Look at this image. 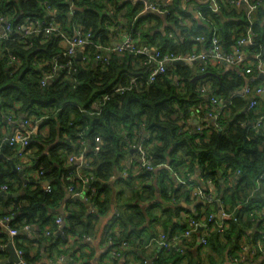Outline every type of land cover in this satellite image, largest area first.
<instances>
[{
  "label": "trees",
  "instance_id": "obj_1",
  "mask_svg": "<svg viewBox=\"0 0 264 264\" xmlns=\"http://www.w3.org/2000/svg\"><path fill=\"white\" fill-rule=\"evenodd\" d=\"M148 1L169 12L166 18L181 32L180 39L155 33L152 18L160 25L159 15L145 14L143 2L136 3L135 0H2L0 14L10 18L15 26L27 17L40 18L45 22L54 18L59 23L60 33L71 35L74 27L80 26L84 32L93 34L95 43L104 46H114L117 42L116 28L120 27L146 45L173 54L192 53L195 47L207 49L213 33L218 34L224 49L229 51L246 34V8L242 5L236 7L233 2L237 0H219L218 12L209 4L202 8L198 5L201 0ZM165 2L167 6L163 7ZM191 6H199L202 27L195 26L198 22L195 13L190 11ZM73 8L74 14L71 15ZM123 11L122 17L126 21L120 16ZM187 20L192 27L186 25ZM251 27L255 33L254 45L247 46L246 50L253 58L257 54L264 58V0H261ZM174 28L170 30L174 32ZM60 33L46 36L39 32L24 42L15 36L0 48V119L3 120L5 114H8L6 117L12 115L15 120L46 117L26 150V153L32 151L36 157L33 164L39 173V183L30 180L24 184L16 170L17 163L14 167L7 157L8 148L14 153H17L16 149L8 145L0 147L3 156L0 158V188L7 186L10 193H23L16 199L0 196V202L14 205L11 212L16 220L13 218L10 226L21 234L25 226L39 225L43 234L37 242L47 249L63 245L68 236L88 237L97 219L107 215L111 209V177L116 169H124L120 166L122 161L134 156L127 139L132 141L136 130L144 131L151 138L147 149L154 167L168 164L184 176L198 173L203 183H218L222 179L228 186L231 182L222 190L224 196H218L221 203L204 206V215L200 216L217 213L220 206L235 216L236 220L227 221L225 230L215 229L208 236L209 250L218 254L222 249H228L229 260L235 264L234 259L239 257L244 247L242 238L254 225H264L261 215L264 187L257 189V181L264 174V105L247 110L248 101L239 92L248 84V76L224 71L220 65L208 66L202 72L200 64L193 68L188 64H172L166 75L153 86L143 85L124 95H116L112 93L116 86L127 83L132 77L147 75L146 57L111 54L107 55L109 65L103 67L94 60L96 48L88 47L85 60L74 61L76 72L72 73V79L62 71L43 87L42 79L51 71L54 59L64 51ZM200 37L206 39L205 43L196 41ZM59 59L60 62L65 60ZM196 72L210 74L205 78L210 84L209 89L204 87L203 80H194ZM260 83L262 81L259 80L250 85ZM203 88H206V94L201 93ZM105 95H110V100L100 110H91L92 102ZM212 98L231 103L219 120L221 129L210 126L198 133L187 127L186 123L194 116V107L208 106ZM210 110L211 106L203 114L210 113ZM260 121L261 126L256 128ZM126 131H129L128 135H125ZM97 137L102 140V145L101 150L95 153ZM81 138L86 140V156L91 161L84 174L93 177L91 186L96 188V194L89 201L97 213L87 214V204L80 199H71L69 203H75L79 212L69 210L68 216L64 215L65 238L56 240L57 215L52 210L65 201L68 188L76 186V182L69 180L74 167H68L66 162L70 155L78 152ZM162 173L158 189L161 197L172 204L164 222L166 227L181 211L179 199L190 195L175 183L169 170ZM153 177L154 172L143 170L137 178L122 181L132 190V197L125 199L123 209L114 218L125 237L121 233L108 236L118 245L124 241L130 244V248L138 246L139 241L140 246L144 245L142 237L147 215L141 204L154 200L156 196V188L150 186ZM43 181L51 182L52 193L45 191ZM123 193L125 195L126 191ZM142 193L145 195H140ZM6 218H11V214H6ZM186 228V224L182 225L179 234H183ZM47 231L51 232L50 236L46 235ZM202 234L199 231L195 235ZM175 236H179L175 231L167 234L170 239ZM23 239L21 235L15 238L16 247L24 252V262L33 264L29 257L30 249L21 243ZM187 240L182 237L178 247L159 250L152 264H184L189 247ZM9 241V234L0 228V245ZM240 264H245V260Z\"/></svg>",
  "mask_w": 264,
  "mask_h": 264
},
{
  "label": "built area",
  "instance_id": "obj_2",
  "mask_svg": "<svg viewBox=\"0 0 264 264\" xmlns=\"http://www.w3.org/2000/svg\"><path fill=\"white\" fill-rule=\"evenodd\" d=\"M2 1V0H0ZM137 2H143L144 12H151L158 15H168V11H164L163 8L157 3H151L148 0H135ZM261 0L253 2L251 0H237L233 4L238 6H244L246 8V19L248 26L246 28V34L244 37L238 40V42L231 47L229 51L225 50L223 44L217 33H213L210 38V46L207 49L202 51H193L188 54H173L162 52L158 47H150L144 42H141L138 37L132 33L124 32L117 27V42L114 46H104L102 44L95 43L93 40V34L90 32H84L80 26H75L73 33L67 35L65 33H60L59 23L54 19H50L49 22H45L40 18H25L24 21L19 25H14L12 20L4 15L0 14V48L1 45L13 39L15 36H19L21 41L31 38L34 34L43 32L44 35H53L54 33H60L61 43L64 45V51L54 60V65L50 72H48L41 81V85L44 87L52 82L55 77L62 71H65L68 74V78L72 79V73L76 72L75 60L78 56L81 49H86L88 47H95L96 53L94 60L96 63L102 65L103 67L109 65L110 59L107 55H124L130 54L134 57L145 56L146 62L145 66L148 68L147 75L132 77L130 80L125 83L116 86L113 88L112 93L116 95H124L127 92L138 89L140 86H153L159 79L166 75L169 65H172L177 61H184L189 64H200L201 71L204 72L208 66L213 65H227V67L233 68L235 72L249 77V82L242 88L240 95L243 99L247 100V110H252L257 108L260 105L261 99L264 100V80L260 77L264 76V58L261 54H257L254 58L250 55V52L246 50L247 46L254 45L255 33L251 27L252 22L254 21L255 13L257 12L260 6ZM167 3L163 5L166 7ZM215 12L220 10L219 0H210V6ZM74 14V8L72 9L71 15ZM187 22V21H186ZM137 36V34H136ZM199 43H205L206 39L200 37L196 39ZM14 60V57H11ZM59 58H64V62H60ZM85 60V57H83ZM256 73V74H255ZM255 74V75H254ZM262 81L259 85L251 86L250 84L255 81ZM201 93L206 94V88L201 89ZM110 100V95H105L103 98H99L92 102L90 107L91 110H100L107 101ZM211 110L210 113L206 114L209 118V122H202V125L197 127L196 131L202 133L210 126H214L215 129H221L220 118L224 111L228 110L231 107L229 101H225L220 98H212ZM81 112H84L80 108ZM46 117L39 119H29L22 118L20 121L14 119L12 115L8 117L5 116V120L9 123L18 124V131L13 133L5 142L9 147L16 149L17 156L22 157L26 154V150L31 144L32 137L35 136L39 130L42 122ZM262 121H260L256 128L261 126ZM128 136L126 137V139ZM98 143L95 147V153H98L101 150L102 140L97 137L95 139ZM129 147L133 151V157L126 161L124 169L120 171V177L124 180L130 179L132 176H138L140 171L155 172L158 169L169 170L173 174V178L176 180L177 184L185 188L190 197L193 199H198L202 201L205 207H212L215 203H221V200L217 195L206 191L200 182L195 181L190 175L184 176L183 173L175 172L170 165L164 164L160 167H154L149 152L148 144L151 142V138L144 131H139L137 135L130 141L127 139ZM79 149L76 154H72L67 158V166L74 167V171L69 173V180L76 182V186H70L68 188V193H70L72 199L84 198L85 201H89L95 194L96 188L91 186L93 177L87 176L84 174V169L89 168L90 160L86 156L87 146L86 140L81 138L78 141ZM1 156V152H0ZM18 170H22V165L17 166ZM115 179V177H113ZM93 184V183H92ZM83 187V188H82ZM264 187V174L260 176L257 181V189L260 190ZM80 188H82L80 190ZM45 191L47 193H52V184L51 182H46ZM1 192H8V187L3 186L0 188ZM68 211L67 205L64 204L62 207V215H58L55 224L58 228H61L64 224V215ZM218 213H211L210 215H205L201 218L189 217L186 225L187 228L185 232L179 236H175L172 239L166 236V234L161 233L158 237L154 239L155 243L159 246L160 250H170L172 247H178L180 240L183 238L190 239L195 234L199 233L202 236H199L200 245L202 248H208V236L213 230L223 231L228 227L227 221L234 218L233 214H230L223 206L219 207ZM91 213H97V209L93 208ZM262 220L264 223V210L261 213ZM4 221L7 223V231L10 235L9 243H12L16 250L17 255L19 256L21 262H24V252L16 247L15 238L20 235L18 229L12 228L11 218H6ZM211 224V225H210ZM31 227L25 226L23 231L30 232ZM47 236L51 235V232L47 231ZM119 236V234H116ZM90 240V238H87ZM8 243V244H9ZM3 245V249L8 245ZM109 244V258L111 259H120L124 254L130 250V244L126 241L122 242L120 245L116 243L112 238L108 237ZM178 249V248H177ZM250 246L244 245L242 252L240 253L237 259H234L235 264H240L244 262L246 257L244 256L245 252L250 250ZM255 250L253 253H256L257 250L261 251L264 255V236L258 241L255 245ZM251 251V250H250ZM249 252V251H248ZM258 252V251H257ZM156 259V258H155ZM153 263V262H152ZM151 263V264H152ZM145 264H149L148 261H145Z\"/></svg>",
  "mask_w": 264,
  "mask_h": 264
},
{
  "label": "crops",
  "instance_id": "obj_3",
  "mask_svg": "<svg viewBox=\"0 0 264 264\" xmlns=\"http://www.w3.org/2000/svg\"><path fill=\"white\" fill-rule=\"evenodd\" d=\"M207 4L210 6V0H201L198 5H200L202 8L207 7ZM185 6V5H183ZM190 11L195 13V20L198 22V25H195L197 27H202L204 24L201 22L200 17V11L199 6H191ZM124 11L120 12V16L124 15ZM145 13V12H144ZM146 14V13H145ZM150 16H156L158 14L149 12ZM166 15H159L158 18H160V25H157L155 22V19L152 18L153 24H154V32L161 33L163 35H168L169 38H181V32L176 30L174 27L171 26V23L166 18ZM122 20H125V18L122 17ZM126 21V20H125ZM186 25L189 27H192L193 25L189 20H187ZM147 26V24H146ZM170 28H174V32L170 30ZM207 28V27H206ZM114 39V38H113ZM116 41V40H114ZM116 42H114L115 45ZM145 43V42H144ZM62 45V43H61ZM64 48V45H62ZM87 49V48H86ZM86 49H81L78 56L76 57V60H83L84 54ZM231 49V48H230ZM195 51H202L204 48L202 47H195ZM193 50V51H194ZM79 55L81 57L79 58ZM190 67H198V63L189 64ZM216 66V65H213ZM224 69V71H231L235 72L233 68L227 67L225 65H220ZM220 68H218L219 70ZM201 74L199 72H196L195 78L200 76ZM245 76V75H244ZM203 80V84H205L204 87L209 89L210 84L205 81V79H198ZM247 82L249 81L246 79ZM240 91L239 93H241ZM264 105V100L261 99L260 105ZM204 105V107L200 106L194 107V116L189 120L186 125L187 127H191L193 130H196L199 125H202V122H209V118L206 116V114H203L206 108L211 106V102L209 105ZM212 108V107H211ZM8 114L3 115V120L0 119V147H2L7 139L13 134L16 133L19 129L18 124L19 122H16V124L9 123L7 120H5V116ZM22 119V118H21ZM21 119L17 120L20 121ZM139 131H135V135L138 134ZM129 131L125 132V135H128ZM127 137V136H126ZM8 145V144H6ZM5 145V146H6ZM4 147V146H3ZM8 160L14 163H17V166L22 165V170H18L19 175L22 176L24 184H28L30 180H39V173H37V170L34 169V158L35 155L32 151L29 150L28 153H26L22 157H18L17 153H14L13 150H10L8 148ZM132 151V150H131ZM133 152V151H132ZM131 154L133 155V153ZM129 160V159H127ZM127 160H124L121 162L120 166L124 167ZM13 167V168H14ZM17 168V167H16ZM24 169V173H23ZM163 170L161 169L159 172H154L153 180L150 183V186L156 188V196L154 197V200L149 199V202L142 203L141 206L143 207V212L147 215L146 223H145V232H143L142 241L144 242V245L140 246V241L138 242V246H131L130 250L127 251L126 254H124L123 257L120 259H111L109 258V244H108V236L110 233L120 234L124 236V233L117 224L114 223L115 216L120 213V210L123 209V203L125 199H129L132 197V190H130L125 184L122 183L124 179L120 177V171L118 169L115 170V174L111 177V185H112V200H111V209L109 210L107 215L101 216L94 226L91 227L89 230V238L88 240L86 238L81 239L77 236H68V239L66 237V241L63 245H59L55 249H47L43 247L41 244L37 242L38 239L41 237V233L43 232L41 227L39 225H33L30 232H21V236L24 237L22 240V244L30 249L29 257L34 261L33 264H142L144 261H148L149 264L153 262V260L156 258L158 252H159V246L155 243L154 239L158 237L161 233L170 234L173 231L177 233L179 236L182 234H179V229L181 226L185 225L189 217H201L200 215H204L205 207L202 201L198 199H193L191 197L188 198H181L179 199L181 211L180 213L175 216L172 219V223H168L165 227L164 222L167 219V214L169 212V207H171L172 204H170L168 201H165L164 198L161 197L160 191H159V185L162 177H163ZM142 173L140 171L138 173V176ZM173 176V174L171 173ZM136 177H131L137 178ZM115 177V179L113 178ZM195 181L200 182V184L204 187L206 191H209L220 198L223 197L224 192L222 191L224 189L225 180H219L218 183L214 182H206L203 183L199 177V174L196 173L191 176ZM130 178V179H131ZM174 179V178H173ZM175 183L177 184L176 180L174 179ZM27 182V183H26ZM38 181L37 183H39ZM45 181H43V188ZM30 183V182H29ZM228 186L231 185V182L227 184ZM226 186V187H228ZM124 191H126L124 195ZM3 193V192H1ZM7 194H14L17 195V197H14L13 199L20 198L23 196L22 192L17 193H10L4 192ZM145 195V194H140ZM190 195V194H189ZM7 197V196H6ZM10 198V197H7ZM71 195L68 193V190L65 192V201L61 203L56 209L52 210L54 215H62V207L64 204L69 205L67 207L68 211L65 212V214L68 216L69 210H72L74 212H79V208L76 206L75 203L71 201ZM80 202H83L87 204V214L91 213V210L93 209V205L90 204V201H85V199L82 197L79 200ZM135 204V202H134ZM14 208L13 204H8L5 202H0V228L5 231V233L9 234L7 231V223L4 221V216L6 214H11V222L12 219H15L14 213H12V209ZM219 210H217V215L220 216ZM11 212V213H10ZM14 217H13V216ZM16 220V219H15ZM13 223V222H12ZM175 225V226H174ZM180 228H179V227ZM65 228V221L61 228L56 229L54 231V237L56 240L64 239V233L63 229ZM175 229V230H174ZM43 234V233H42ZM248 235L244 236L241 240V244L250 246L251 251L248 250L245 252L244 256L245 264H264V255L261 253V251L257 250L256 253H253L255 250V245L258 241H260L264 236V225H254L251 230H248ZM125 237V236H124ZM199 236L194 235L190 239L186 241V245H189L187 248V257L184 261V264H233L229 260V250L222 249L221 253L214 254L213 251L209 248H202L199 241ZM10 240V235H9ZM0 264H5L7 260L9 259L10 255L7 251L3 249V245H0ZM236 256V254H233Z\"/></svg>",
  "mask_w": 264,
  "mask_h": 264
},
{
  "label": "water",
  "instance_id": "obj_4",
  "mask_svg": "<svg viewBox=\"0 0 264 264\" xmlns=\"http://www.w3.org/2000/svg\"><path fill=\"white\" fill-rule=\"evenodd\" d=\"M81 57V55H79V58ZM174 65H185L187 63H185L184 61H177V62H174L173 63ZM227 66V65H225ZM210 74H203V75H200L198 77H196L194 80H198V79H205L206 77H208ZM260 79L264 80V76L262 75L260 77ZM6 143L3 145L5 146ZM3 156L1 155L0 158H2ZM161 169H158L157 171L159 172ZM0 196H7V197H10V198H14V197H17V195H14V194H7V193H0ZM2 250V249H0ZM5 251H7L10 255L9 259L7 260V262L5 264H23L19 258V256L17 255V250L15 248V246L12 244V243H9L5 249Z\"/></svg>",
  "mask_w": 264,
  "mask_h": 264
}]
</instances>
